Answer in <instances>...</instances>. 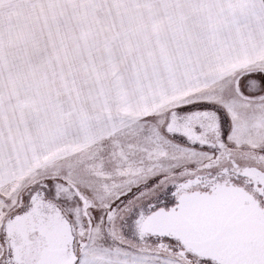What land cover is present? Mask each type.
I'll return each mask as SVG.
<instances>
[{"label": "snow or ice", "instance_id": "snow-or-ice-1", "mask_svg": "<svg viewBox=\"0 0 264 264\" xmlns=\"http://www.w3.org/2000/svg\"><path fill=\"white\" fill-rule=\"evenodd\" d=\"M0 264H264V0H0Z\"/></svg>", "mask_w": 264, "mask_h": 264}]
</instances>
